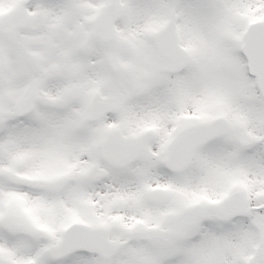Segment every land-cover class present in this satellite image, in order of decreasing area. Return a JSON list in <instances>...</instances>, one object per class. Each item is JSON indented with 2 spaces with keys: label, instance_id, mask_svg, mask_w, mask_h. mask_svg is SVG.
I'll return each mask as SVG.
<instances>
[{
  "label": "snow or ice",
  "instance_id": "obj_1",
  "mask_svg": "<svg viewBox=\"0 0 264 264\" xmlns=\"http://www.w3.org/2000/svg\"><path fill=\"white\" fill-rule=\"evenodd\" d=\"M0 264H264V0H0Z\"/></svg>",
  "mask_w": 264,
  "mask_h": 264
}]
</instances>
